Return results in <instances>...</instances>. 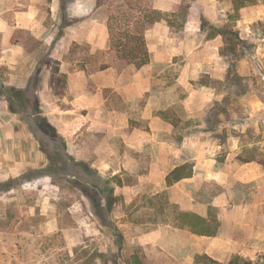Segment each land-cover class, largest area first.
<instances>
[{
	"label": "rangeland",
	"instance_id": "374dc122",
	"mask_svg": "<svg viewBox=\"0 0 264 264\" xmlns=\"http://www.w3.org/2000/svg\"><path fill=\"white\" fill-rule=\"evenodd\" d=\"M60 1L59 20L46 22L50 32L59 36L73 24V35H85L97 26L98 42L103 32L108 46L78 40L54 50L55 40L25 38L32 62L19 68L35 66L43 76L64 65L85 71L87 94L101 84L116 85L109 75L90 78L115 70L117 86L131 97L115 87L99 90L108 99L106 111L96 110V126L84 127V151L73 153L64 142L74 159L68 164L63 151L50 158L59 141L54 123L66 122L62 113L51 114V121L50 105L37 102V86H14V98L0 111V264H131L135 253L144 264H213L202 257L212 248L215 259L208 257L221 264H264V0L238 12L232 0H154L184 24L156 23L146 35L150 63L122 70L103 68L113 64L102 0H91L95 6L86 16L84 10L70 12L74 0ZM26 3L0 0V12ZM46 11L52 17L51 8ZM204 21L236 31L246 46L241 57L222 55L223 36L209 38ZM14 36L8 43L22 34ZM3 39L0 46L7 44ZM3 69L0 85L9 70ZM81 112L87 117L90 110ZM110 130L113 152L90 150L105 146ZM251 158L256 160L246 162ZM184 164L193 167L192 176L168 185L169 173ZM109 180L115 198L107 212L94 187L104 189ZM184 212L216 217L217 235L194 233L183 224Z\"/></svg>",
	"mask_w": 264,
	"mask_h": 264
},
{
	"label": "crops",
	"instance_id": "0c3cea01",
	"mask_svg": "<svg viewBox=\"0 0 264 264\" xmlns=\"http://www.w3.org/2000/svg\"><path fill=\"white\" fill-rule=\"evenodd\" d=\"M91 0H84V4L80 0H74L70 7V12L75 14V11H83L85 16L93 11L95 3ZM49 0H28V3L23 4L21 8L16 9L12 12L1 11L0 12V35L3 40L6 41V45L0 46V68L4 71L3 67L9 68L8 72H6L7 79H3V85L5 87H19V86H37L38 90L35 92L37 95V101L39 103H44L50 105V110L47 111L48 118L53 121V117L51 114H55L56 111L62 113V120H65V126L55 122V126L57 128H61L59 133L68 145L70 146L71 151L79 152L84 151V127L85 129L96 126L98 123L97 120L94 119V113L96 110L99 112L106 111L102 105L108 101L102 96L99 90L101 88L106 87H115V91H118L120 94H124L125 96L128 94V90L123 86H117V79L119 77L116 71H99L93 74L90 78L96 81L98 78L106 77L109 75L110 77H115L114 82L116 85H99L97 89H95L94 94H87V89L90 84V79L86 76L85 71H72L69 67H64L65 69H61L60 72L56 73L53 71H47L46 75L41 74V69L36 68L35 66L27 71L21 70L19 67H24L25 64H31V56L33 55L32 50L26 46L24 43L25 38H34L36 40H55V48H59V44L62 42L70 41L73 43L78 40H86L89 43L95 44L101 49H104L108 46V41L106 39V35L101 34V40L98 42V30L97 26H94L93 30L84 35L83 33H76L73 35V24L70 27V32L66 31V33L56 34V30L54 33L50 32L52 29L46 26V22L49 21V18L52 20H59V12L61 9V1L59 0H51V5H48ZM84 5V7L82 6ZM47 8H51L52 17H49ZM156 8L161 10V6H156ZM84 16V17H85ZM55 24V23H54ZM100 29L103 31L104 25ZM108 30V28H107ZM16 32V33H15ZM22 34V36L18 37L13 41V43H8L9 40H13L15 35ZM108 37V36H107ZM58 46V47H57ZM66 46V45H65ZM64 46V49H65ZM58 50V49H57ZM66 50V49H65ZM70 50V47H68ZM53 53V52H51ZM130 67V66H129ZM38 70V74L34 77V71ZM12 69V70H10ZM14 69V70H13ZM24 69V68H23ZM9 77H11L9 79ZM62 78L66 79V87H63V91L61 94L57 92L58 83L62 80ZM35 80V81H34ZM121 81V79H120ZM41 82V84H40ZM131 95L128 94V100H130ZM8 104V99L5 95L0 96V111L3 110L4 106ZM88 108L90 110L89 114L84 116L82 114V110ZM7 108V105H6ZM59 108V109H58ZM100 109V110H99ZM115 111V110H113ZM5 112V111H4ZM56 117V116H55ZM59 118V117H58ZM56 117V120L58 119ZM62 120H59L61 122ZM66 125L68 128L65 130ZM92 128V130H93ZM94 132V131H93ZM94 137H96L95 133H91ZM115 136L114 133L110 130V135L105 137V146H97L93 147L92 151L96 153H101L103 151L113 152V146L110 141ZM117 136V132H116ZM199 215V214H197ZM202 216V215H200ZM204 217V216H202ZM207 218V217H204ZM207 236V235H203ZM205 254L215 259V249L204 250ZM221 262V261H220Z\"/></svg>",
	"mask_w": 264,
	"mask_h": 264
},
{
	"label": "trees",
	"instance_id": "16d2710c",
	"mask_svg": "<svg viewBox=\"0 0 264 264\" xmlns=\"http://www.w3.org/2000/svg\"><path fill=\"white\" fill-rule=\"evenodd\" d=\"M254 2V0H232L234 9L238 12L241 8L246 5ZM102 5L108 7L109 16L107 19V28L109 33V49L107 54L111 58L113 65L104 63L103 68L110 66L116 67L119 69H125L128 66H145L151 61V53L148 47L147 42V32L158 22L166 19L169 24L172 26H183L184 23L178 24L177 21L172 20L168 14L162 10L156 8L154 5V0H102ZM62 3V8H64ZM203 27H209V38H214L218 35H222L225 41V45L222 48L221 54L224 56L234 55L236 58H240V53L242 50H245V41L240 39L238 33L226 26H215L209 25L207 22H203ZM239 54V55H238ZM242 54V53H241ZM0 89H4L0 92L6 96L8 101H11L14 98L16 89L5 88L4 85H0ZM12 92V93H11ZM38 102V101H37ZM23 104V103H22ZM24 105V104H23ZM41 110L40 106L36 107V110L39 112ZM18 112V111H16ZM56 133L57 141L53 146L55 147L51 153L50 158H57V154L63 151V156L67 160L68 164L72 163L74 159L68 154L67 146L64 143L66 140L60 135L57 131V128L54 127ZM49 139L53 137L47 136ZM256 158H251L246 160L255 161ZM83 172L86 174L90 173L88 167L85 165ZM193 167L189 164H184L176 167L173 171L167 176L168 185H172L184 178H189L193 174ZM14 179H10L6 185L8 188L12 186ZM104 184L107 185L106 188L102 189L95 185V189L101 195L100 205L104 208L105 211L110 212L113 207L114 201V184L109 181H106ZM109 184V185H108ZM108 186H110L108 188ZM183 224L191 228V230L199 235L207 236H216L220 227V222L215 218H204L197 214H191L189 212L182 213ZM120 241L123 243V237L120 236ZM121 248V247H120ZM101 256H105L104 253H100ZM213 264H221L218 261H214L208 256H202ZM117 260V259H116ZM114 260V263L117 261ZM131 264H144L142 258L139 254H132L130 257ZM228 264H234L233 261Z\"/></svg>",
	"mask_w": 264,
	"mask_h": 264
}]
</instances>
